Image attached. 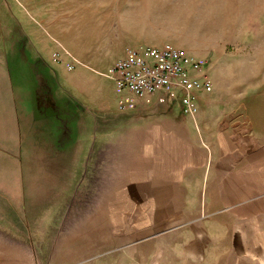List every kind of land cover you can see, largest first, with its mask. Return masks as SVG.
Instances as JSON below:
<instances>
[{
    "label": "crops",
    "instance_id": "obj_1",
    "mask_svg": "<svg viewBox=\"0 0 264 264\" xmlns=\"http://www.w3.org/2000/svg\"><path fill=\"white\" fill-rule=\"evenodd\" d=\"M1 62L0 264H37L41 248L51 257L57 237L70 241L62 223L86 184L104 193L95 209L104 211L110 264L264 261L262 89L251 95L247 80L224 85L201 69L193 74L212 87L197 93L191 115L180 89L139 97L112 77L116 93L134 102L102 96L75 114L65 87L79 74L56 65L61 93L41 86L33 110Z\"/></svg>",
    "mask_w": 264,
    "mask_h": 264
},
{
    "label": "rangeland",
    "instance_id": "obj_2",
    "mask_svg": "<svg viewBox=\"0 0 264 264\" xmlns=\"http://www.w3.org/2000/svg\"><path fill=\"white\" fill-rule=\"evenodd\" d=\"M143 43L185 48L224 85L247 80L251 95L261 89L264 93V0H0V62L7 65L17 97L33 110L39 108L41 86L61 93L58 73L50 70L56 65H64L72 76L79 74L73 78L75 88L65 87L75 114L98 104L102 96L107 101L117 96L123 106L134 102L129 94L116 93L110 68L126 47ZM76 86L88 90L92 99H77ZM60 124L64 134L67 123ZM103 194L93 193L87 184L80 190L62 223L70 241L54 238L52 256L47 246L45 252L41 248L37 256L46 259L37 264L112 263L115 257L100 242L107 235L104 211L95 209ZM96 217L101 222L98 232ZM249 259L236 264H264ZM233 261L228 258L227 264Z\"/></svg>",
    "mask_w": 264,
    "mask_h": 264
},
{
    "label": "built area",
    "instance_id": "obj_3",
    "mask_svg": "<svg viewBox=\"0 0 264 264\" xmlns=\"http://www.w3.org/2000/svg\"><path fill=\"white\" fill-rule=\"evenodd\" d=\"M203 61L185 48L168 43L162 46L138 44L126 47L123 55L110 68L118 90H130L137 96L153 94L157 90L180 89L184 92V113L198 110L197 93L212 87L211 82L195 77Z\"/></svg>",
    "mask_w": 264,
    "mask_h": 264
}]
</instances>
